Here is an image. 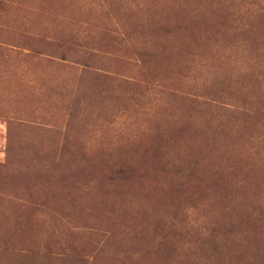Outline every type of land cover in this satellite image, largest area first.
Returning <instances> with one entry per match:
<instances>
[{
	"label": "rangeland",
	"instance_id": "rangeland-1",
	"mask_svg": "<svg viewBox=\"0 0 264 264\" xmlns=\"http://www.w3.org/2000/svg\"><path fill=\"white\" fill-rule=\"evenodd\" d=\"M0 264H264V0H0Z\"/></svg>",
	"mask_w": 264,
	"mask_h": 264
}]
</instances>
